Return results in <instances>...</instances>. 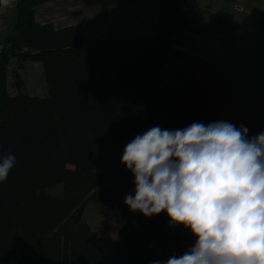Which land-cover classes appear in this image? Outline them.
Returning a JSON list of instances; mask_svg holds the SVG:
<instances>
[{"label":"trees","instance_id":"1","mask_svg":"<svg viewBox=\"0 0 264 264\" xmlns=\"http://www.w3.org/2000/svg\"><path fill=\"white\" fill-rule=\"evenodd\" d=\"M54 1L16 0V24L0 44V157H16L0 183V264H150L182 254L198 237L169 227L163 212L146 218L117 198L134 192L120 160L137 134L205 124L199 83L166 65L169 55L202 62L176 48L190 26L187 0H159L154 34L129 39L38 23L34 9ZM80 1L107 8L132 0ZM26 62L44 65L49 97L26 92ZM60 186L61 195L50 193ZM91 198L119 227L110 256L83 221Z\"/></svg>","mask_w":264,"mask_h":264},{"label":"clouds","instance_id":"2","mask_svg":"<svg viewBox=\"0 0 264 264\" xmlns=\"http://www.w3.org/2000/svg\"><path fill=\"white\" fill-rule=\"evenodd\" d=\"M120 162L134 192L124 204L146 218L165 213L168 226L198 237L180 254L150 264H264V131L220 120L137 134ZM16 165L0 157V183Z\"/></svg>","mask_w":264,"mask_h":264},{"label":"crops","instance_id":"3","mask_svg":"<svg viewBox=\"0 0 264 264\" xmlns=\"http://www.w3.org/2000/svg\"><path fill=\"white\" fill-rule=\"evenodd\" d=\"M187 3L190 26L176 39L180 43L176 48L202 62L169 55L166 65L199 83L205 98V124L220 120L242 124L249 129V136L264 131V0ZM15 7L3 18L0 44L12 34ZM88 9L80 0H57L36 7L34 16L38 23L52 24L55 29L72 26L82 36L93 38L108 33L116 39L151 36L160 17L159 0H132L90 13ZM21 76L29 95L48 97L41 62H26ZM164 79L186 85L170 76Z\"/></svg>","mask_w":264,"mask_h":264},{"label":"rangeland","instance_id":"4","mask_svg":"<svg viewBox=\"0 0 264 264\" xmlns=\"http://www.w3.org/2000/svg\"><path fill=\"white\" fill-rule=\"evenodd\" d=\"M96 9H103L100 7H94V8H90L88 9V13H90L93 10ZM84 17H86V14L84 15ZM88 19V18H86ZM90 20V18L88 19ZM87 25H89V23L87 22ZM11 77V76H10ZM45 80V77H44ZM45 87H46V91L47 94L46 96L49 97V90H48V86L46 85V81H45ZM51 194L54 195H61L63 193V187L60 186L56 189H52L50 191ZM131 192H124L123 197H118L117 200L121 203H124V198L127 194H129ZM83 221L86 222L87 224L90 225V227L96 232L98 233L100 236H102L105 240V246H104V255L105 256H110L111 255V251H112V247L115 241V238L119 232V227L118 225L110 220L109 218H107L105 215H102L99 213L98 209H97V205L95 204L94 200L91 198L88 200L87 202V206H86V210L83 216Z\"/></svg>","mask_w":264,"mask_h":264},{"label":"built area","instance_id":"5","mask_svg":"<svg viewBox=\"0 0 264 264\" xmlns=\"http://www.w3.org/2000/svg\"><path fill=\"white\" fill-rule=\"evenodd\" d=\"M15 4H16L15 0H0V30L3 28L4 16L14 8ZM11 68H13V66H11ZM11 83H12V78L9 77V93L14 94V89L12 88Z\"/></svg>","mask_w":264,"mask_h":264}]
</instances>
